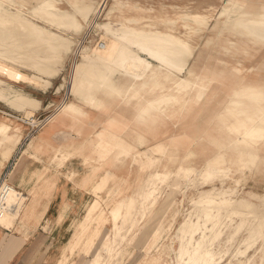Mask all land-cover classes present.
<instances>
[{"label":"bare ground","instance_id":"6f19581e","mask_svg":"<svg viewBox=\"0 0 264 264\" xmlns=\"http://www.w3.org/2000/svg\"><path fill=\"white\" fill-rule=\"evenodd\" d=\"M54 1L66 2L69 8L56 7L50 0H39L27 8L22 0H0V103L18 111L24 117L40 108L41 101L27 94L23 90V84L30 83L46 90L54 78L63 74L66 59L75 47L81 46L79 35L84 24L88 23L92 13L97 12L98 0ZM227 1L229 4L223 14L232 28L244 29L253 40L264 42V14L246 9L239 0ZM226 21L225 25L229 24ZM179 22L182 23L183 32L177 31ZM92 27L105 41L82 49L80 60L74 63L71 75L73 78L69 81L71 83L67 92L75 101L89 106H98L100 101L113 93L120 96L128 93L138 103L144 100L145 105L134 110V115L137 116L134 122L139 131L134 130L132 133H140L144 123L156 120L161 114L167 115V109L179 104L181 97L192 89L193 70L187 69L186 76L182 79L177 74L193 58L198 46L193 42L194 37H201L205 32L217 28V22L211 27L204 14H191L186 11L178 13L176 17L165 12L153 14L149 8H142L136 2L112 0L105 21H94ZM219 34L218 32V36ZM210 40L211 37L205 44ZM63 80L65 81V76ZM59 87H64V83ZM240 89L236 97L222 107L220 126L230 135H237L244 141L264 142V84L255 85L254 77H251ZM165 91L168 93L165 94ZM151 92L157 96L146 99V95ZM37 121L33 118V123ZM117 135L110 132L108 139H116ZM130 137V142L137 144L145 141V136ZM20 138L19 133L0 125V168L12 156ZM74 151L71 150V155ZM52 156L50 155V161ZM67 156L59 157L58 162L52 164V168L55 170L56 167H61ZM220 163V160L215 163L219 165L220 171L211 168L199 174L195 167H191L173 176L171 182L168 180L170 175H148L134 190L140 199L130 196L110 211L114 226L118 228V236H114L111 245L103 248L108 256L106 264L124 263L126 253L131 251V247L130 243L122 241V237L130 232L138 213L141 218H145L156 207L166 208L175 193L185 194L188 187L186 181L213 184L214 180H218L220 186L213 184L210 189L201 190L178 224L176 238L179 247L175 260L177 264H214L215 242H218L223 228L237 219L234 230L227 236L229 246H234L235 255L246 256L244 264L252 262L254 255L250 253L254 254L257 246L264 249V194L262 191L253 192L247 189L243 192L248 197L243 198L238 195L237 189L225 190V176H228L231 163L226 168ZM47 169L40 167L36 173L34 171L30 175L35 173L36 180H39ZM191 174L194 175L193 179ZM66 176L72 179V176ZM82 176L78 174L73 180L79 185L92 183V189L99 178L95 169L91 177ZM30 180L15 168L8 183H0L1 227L10 229L16 223L21 226L20 229L23 228V233L28 231V222L18 221L19 215L16 214L25 206L27 198L15 185H25ZM157 180L158 183L155 182ZM52 185H55V181L48 182V186ZM94 193L96 197H100L97 191ZM139 206L143 209L140 210ZM45 207L46 205L40 217L43 216ZM97 207L98 203L92 199L87 202L85 212ZM25 212H28V208ZM176 212L177 209L172 210V214ZM77 224H81V220H75L72 229ZM159 229L160 224L156 231ZM156 231L149 238L148 245L157 238ZM242 231H245V235L236 238ZM100 234L98 231L95 237ZM164 234L167 236L168 232L164 231ZM117 238L119 240H115ZM98 256L93 257L90 264H97Z\"/></svg>","mask_w":264,"mask_h":264},{"label":"rangeland","instance_id":"374dc122","mask_svg":"<svg viewBox=\"0 0 264 264\" xmlns=\"http://www.w3.org/2000/svg\"><path fill=\"white\" fill-rule=\"evenodd\" d=\"M22 1L25 3L24 7L27 8L39 0ZM130 1L136 2L142 8H149L153 14L165 12L176 17L178 13L186 11L191 14L206 15L211 27L215 21L217 22V28L205 32L201 37H194L193 42L198 45L196 53L194 52L191 62L177 74L182 79L186 76V70L192 69V89L181 97L179 104L167 109V115L161 114L156 120L152 119L144 123L142 131L135 132V134L132 131H139V129L134 122L137 119L134 110L136 107L142 108L145 105L144 100L138 103V100L131 98L128 93L123 96L113 93V96L100 101L98 106H89L75 101L67 92L71 83L69 81L71 77L73 78L71 75L74 63L80 60L79 55L82 49L85 46H95L105 41L101 39L92 24L94 21H105V15L112 0H98L97 12L92 13L88 21L90 25L84 24L79 35L81 46L75 47L66 59L63 74L54 78L46 90L30 85V83L23 84V90L40 101L44 99V105L41 101L40 108L33 110V113L27 117L7 105L2 104L6 108L0 106V113L5 115L0 114V125L20 134L18 144L27 142L25 152L33 149L32 155L39 158L40 150H36L39 145L35 142L34 132L23 120L30 118V124L36 127L38 125L40 127V124L44 122L42 126L55 121L68 127L70 131L76 133V136L62 129L56 132L66 142L53 149L51 167L52 164L58 162L61 156L68 155L66 160L80 156L83 165L88 168L83 178L91 177L94 169L99 174L97 184L92 189L100 196L96 197L94 193L93 200H96L98 207L85 212L86 203L85 213L79 218L81 224H77L72 229L68 240L61 246V253L57 259L58 264H90L96 255H99L97 264H106L108 256L103 248L111 245L114 242V236H118V228L114 226L110 211L130 196L140 199L134 190L148 178V175L156 173L170 175L168 180L171 182L173 176L191 167H195L199 174L211 168L220 171L219 165L215 164L217 160H220V165L225 168L231 163L228 176H225V190L237 189L238 195L243 198L248 197L243 192L247 189L253 192L262 191L264 194L263 140L250 143L237 135H230L220 126L219 121L223 111L222 107L236 97L240 88L246 85V81L254 77L255 85L264 84V42L253 40L244 29L234 30L232 28L230 21H226V16L223 14L229 4L227 0ZM239 1L246 9L264 14V0ZM50 2L59 8H69L66 2L56 3L54 0ZM225 21L229 24L225 25ZM180 23L177 31L183 32V26ZM210 37L212 40L206 45ZM63 76H65V81ZM62 83L64 87L60 88ZM156 96V93L151 92L146 95V99H153ZM49 110L50 114L47 113ZM44 115L46 117L42 119ZM32 117L38 121L33 123ZM123 128L125 129L122 133ZM110 132L118 134L116 139H108ZM131 135L145 136V141L142 144L130 142ZM72 149L75 150L72 152L73 155H71ZM16 158L18 159L17 156ZM17 163L18 160H16V165ZM16 165L10 174L15 170ZM46 167L43 165L42 168ZM59 168H55L56 172H59ZM66 174L72 176L70 180L77 184L73 178L78 175V172L69 170ZM190 176L193 179L194 175ZM2 181L8 183V180L4 178L0 183ZM155 182L158 183V180ZM186 183L188 187L185 194L175 193L172 196V202L166 208L156 207L154 211L144 216L145 218H141L139 213L136 215L134 226L126 236L122 237V241L130 243L131 247V251L126 253L123 264L178 263L175 260V253L179 247L176 238L179 222L190 210L191 203L198 198L201 190L210 189L213 184L220 186L218 180H214L213 184H199L192 181H186ZM165 190L168 189L165 188ZM24 194L27 198L25 206L20 208L16 214L19 215L18 221L28 222L30 227L31 223L41 218L42 209L47 203H42L40 209H37L33 203H28V192ZM26 208L28 212H25ZM139 209L142 210L143 207L139 206ZM173 209H177V212L172 214ZM236 222L237 219L232 221L228 227L223 228L218 242H215L214 264H244L247 259L246 256L235 255L234 246H229L227 236L234 230ZM159 224L161 229L156 231ZM20 227L19 225L18 229ZM98 231L101 234L95 237ZM155 231L157 238L148 245V240ZM164 231L168 232L167 236ZM147 234L148 237L145 238ZM244 235L245 231H242L236 235V238ZM143 238H145L144 242ZM256 252L250 253L254 255V260L247 264H264V249L257 246Z\"/></svg>","mask_w":264,"mask_h":264},{"label":"crops","instance_id":"0c3cea01","mask_svg":"<svg viewBox=\"0 0 264 264\" xmlns=\"http://www.w3.org/2000/svg\"><path fill=\"white\" fill-rule=\"evenodd\" d=\"M41 101L44 105V99ZM0 106L5 107L1 103ZM0 114L5 116L3 113ZM59 129L76 136L68 127L54 121L34 132L35 142L40 150L39 158L32 155L33 149L23 152L27 142L17 144L12 154L18 157L16 170L31 179L27 184L21 186L17 184L15 187L28 192V203H33L37 209H40L42 203L47 204L43 216L37 222L31 223L27 232L23 233V228L19 230L16 223L10 229L0 228V264H58L61 246L71 235L73 222L82 217L86 203L95 197L92 183L75 184L66 176L69 170H75L81 176L88 172L80 156L66 160L59 168V172L51 167L50 155L53 149L66 142L56 134ZM43 165L48 169L39 180H36V176L30 174ZM4 166L0 168V177ZM50 180L55 181L54 186H48Z\"/></svg>","mask_w":264,"mask_h":264},{"label":"built area","instance_id":"2783aa9c","mask_svg":"<svg viewBox=\"0 0 264 264\" xmlns=\"http://www.w3.org/2000/svg\"><path fill=\"white\" fill-rule=\"evenodd\" d=\"M66 100V99H65ZM56 108H54V110H55ZM50 112V110L47 112V113H49ZM53 112V111H52ZM51 112V113H52ZM50 114V113H49ZM46 115H48V114H46ZM46 116L44 115V116H42L41 118L42 119H44ZM30 121H31V119L30 118H26V119H24L23 120V122L26 124V125H28L29 126V129L31 130V131H33V132H36L44 123H41L40 124V127H39V125L36 127V126H33V125H31L30 124ZM16 154H14L13 156H11L10 158H9V160L6 162V164H5V166H4V169H3V172H2V174H1V177H0V181H1V179L2 178H4L5 180H8L9 179V174H10V172L14 169V167H15V165H16V160H17V158H16ZM0 227H1V225H0Z\"/></svg>","mask_w":264,"mask_h":264}]
</instances>
